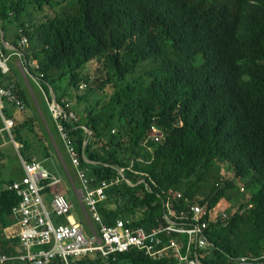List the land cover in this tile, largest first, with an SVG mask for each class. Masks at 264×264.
Listing matches in <instances>:
<instances>
[{
    "label": "trees",
    "instance_id": "obj_1",
    "mask_svg": "<svg viewBox=\"0 0 264 264\" xmlns=\"http://www.w3.org/2000/svg\"><path fill=\"white\" fill-rule=\"evenodd\" d=\"M68 1L0 0L3 41L8 25L18 30L15 47L30 76V87L14 69L3 76L25 104L22 110L8 102L4 113L15 122L23 160L42 162L62 178L47 189L46 202L65 190L76 201L61 157L73 169L61 124L94 184L121 179L99 204L105 223L122 218L151 232L168 201L177 211L199 204L226 212L237 205L211 226L217 248L200 260L264 262V0H75L55 9L54 2ZM24 38L28 46L20 44ZM4 45L0 36L8 55ZM53 93L77 121L55 118ZM8 158L0 149V171ZM23 176L0 181L1 254L20 247L5 230L18 222L13 208L21 198L6 186ZM69 264L173 263L133 250L108 262L95 251Z\"/></svg>",
    "mask_w": 264,
    "mask_h": 264
},
{
    "label": "built area",
    "instance_id": "obj_2",
    "mask_svg": "<svg viewBox=\"0 0 264 264\" xmlns=\"http://www.w3.org/2000/svg\"><path fill=\"white\" fill-rule=\"evenodd\" d=\"M22 45H29L28 38L23 39ZM20 57H23L22 53ZM9 60L0 48V119L5 124L0 130V136L9 135L19 151L20 146L13 136L15 122L6 117L4 110L8 102L22 110L25 109V104L17 94L15 86L3 85V76L10 72ZM81 88L86 89L87 85L83 84ZM61 109L64 108L61 106ZM53 112L57 120L65 116L62 110L58 111L54 106ZM66 117L78 120L75 112L66 114ZM59 129L79 182L77 191L68 176L79 207L77 209L64 192L51 195L48 204L44 194L48 188L60 186L62 178L46 169L42 162L28 163L21 156L25 176L6 186L7 191L15 192L21 198L19 204L13 208L18 222L12 227H16V230L6 234L8 238H18L20 247L16 254L0 253V264H51L56 260L69 264L71 259L95 251L100 252L108 262L115 261L118 255L133 250L142 251L155 261L204 264L200 260L204 251L217 248L210 241V228L229 219L228 211H209L199 204H191L177 211L168 201L164 204V213L158 226L151 232L136 228L131 221H124L122 218L116 219L113 224L105 223L99 213V204L107 199L108 188L118 184L121 179H105L94 184L95 179L89 175V169L81 168L79 151L61 124ZM159 134L157 126H154L151 134L154 141L159 142ZM177 198L181 199V194H177ZM76 210L83 212L82 220L78 222L73 216V213L77 214ZM59 219H65L67 223H58ZM248 262L258 260L243 258L237 264Z\"/></svg>",
    "mask_w": 264,
    "mask_h": 264
},
{
    "label": "rangeland",
    "instance_id": "obj_3",
    "mask_svg": "<svg viewBox=\"0 0 264 264\" xmlns=\"http://www.w3.org/2000/svg\"><path fill=\"white\" fill-rule=\"evenodd\" d=\"M74 1L75 0H70L67 3H64V4H57L56 2H54L55 9L56 10H59V11L68 9V8L72 7L75 4ZM10 30H13V26L12 25L11 26L8 25V28L5 30V34L7 36H9ZM2 36L4 37V35H2ZM2 42H3V40H2ZM17 61H19V58L18 57H12L11 58V60L8 63L10 69H14L15 67H17V64H16ZM33 65L34 66H37V64H33ZM20 69H22V71H23V80L25 81L26 78L29 79V77H30V76H28V72L29 71H28L27 66H26V64H25V62L23 60L21 61ZM16 70L18 71V68ZM40 111L42 112L41 108H40ZM64 113H65V116H66V114H68V112H65V111H64ZM9 147L10 146H7V148H9ZM8 152H10L9 153L10 154V156H9L10 158H8V160H7V167L5 169H3V170L0 171V181H2V182H4V181L5 182H9V181L17 178L19 172L21 171L20 163H19L18 158H17V155L15 153L16 151H12V149H9ZM20 156H21V154H20ZM61 157L64 160V164L63 165H65V172L67 173L68 176L71 177V179L73 181V184L75 185V188L74 189H76L77 191H79V184H78V180H77V177H76L75 169L73 168L74 169L73 170L72 168H70L66 164L67 162H65V157H64V154L63 153L61 154ZM221 173H222L223 178H228L229 177V173L226 170H222ZM61 188H62V186H61ZM241 188H242V186H241ZM244 196L245 197L242 199L241 202H244L245 200H247L249 198V195L247 193H245ZM75 198H76V196H75ZM75 200L76 201L73 200V203H74L75 206H78V199H75ZM236 206L237 205H235L233 207L234 209H232V207H229V208H227V210L230 211L232 209V210L235 211L236 210L235 208H237ZM76 211H77V213L79 212V210H76ZM73 216H74L75 220L78 222V219L81 218V220H82L83 212H79L78 214L73 213ZM95 225H97V224L95 223Z\"/></svg>",
    "mask_w": 264,
    "mask_h": 264
},
{
    "label": "crops",
    "instance_id": "obj_4",
    "mask_svg": "<svg viewBox=\"0 0 264 264\" xmlns=\"http://www.w3.org/2000/svg\"><path fill=\"white\" fill-rule=\"evenodd\" d=\"M18 30H16V28L15 27H13V30H10V32H9V36H7L6 35V37H7V39H8V42H6V44H5V46H6V48L10 51V53L8 54V55H6L7 57H9L10 58V60H11V58L12 57H18L19 58V61H17V67H15L14 68V70L19 74V77L17 78V80H22L23 79V71H22V69H20V66H21V61L23 60L21 57H20V55H21V52L19 51V50H17L16 49V47H15V44H16V42H17V36H18ZM2 35H4V33H2ZM20 44H22V43H20ZM2 49V48H1ZM9 60V61H10ZM24 61V60H23ZM25 62V61H24ZM36 64V63H35ZM18 68V71L16 70ZM25 79V78H24ZM25 82H26V84L29 86V82H28V78H26L25 79ZM30 87V86H29ZM53 106H54V102H53V104L51 105V110L53 111ZM0 137H2V136H0ZM14 145V147H15V150L17 151V153L19 154L20 152L17 150V148H16V146H15V144L13 143V141H12V139L11 140H9L8 139V135L7 134H5V135H3V137H2V143H1V146H0V149H2V150H4V152L5 153H8V157L10 156V152H8L9 151V149H12V151H14V148H12V146L11 145ZM7 146H10L9 148H7ZM16 153V152H15ZM44 164V163H43ZM45 165V164H44ZM20 167H21V171H24V167H23V164H20ZM47 169V168H46ZM24 174H25V172H24ZM21 179V178H20ZM65 193H66V195H67V197H68V193L66 192V190H65ZM73 202V201H72ZM49 204V203H48ZM76 213H77V211H76ZM79 213V212H78ZM77 213V214H78ZM58 222H60V223H67L66 222V220L65 219H59L58 220ZM16 230V227H12V228H7L6 230H5V234H7L8 235V233H11V232H13V231H15Z\"/></svg>",
    "mask_w": 264,
    "mask_h": 264
},
{
    "label": "water",
    "instance_id": "obj_5",
    "mask_svg": "<svg viewBox=\"0 0 264 264\" xmlns=\"http://www.w3.org/2000/svg\"><path fill=\"white\" fill-rule=\"evenodd\" d=\"M2 30H0V35H1V39L3 40V36H2ZM5 44L6 42L3 41ZM53 102H54V107L55 109H57L58 111L62 110L63 112L65 110L61 109V106L59 105V103L57 102V96L55 93H53ZM66 112V111H65ZM123 178L125 179L124 175ZM126 180V179H125ZM128 183H130L128 180H126ZM131 184V183H130ZM240 264H264V262H248V263H240Z\"/></svg>",
    "mask_w": 264,
    "mask_h": 264
},
{
    "label": "bare ground",
    "instance_id": "obj_6",
    "mask_svg": "<svg viewBox=\"0 0 264 264\" xmlns=\"http://www.w3.org/2000/svg\"><path fill=\"white\" fill-rule=\"evenodd\" d=\"M65 108V107H64ZM69 114V113H68Z\"/></svg>",
    "mask_w": 264,
    "mask_h": 264
}]
</instances>
